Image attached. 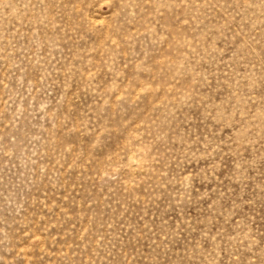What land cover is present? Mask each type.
<instances>
[{"label": "rangeland", "instance_id": "obj_1", "mask_svg": "<svg viewBox=\"0 0 264 264\" xmlns=\"http://www.w3.org/2000/svg\"><path fill=\"white\" fill-rule=\"evenodd\" d=\"M0 264H264V0H0Z\"/></svg>", "mask_w": 264, "mask_h": 264}]
</instances>
